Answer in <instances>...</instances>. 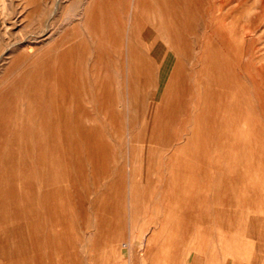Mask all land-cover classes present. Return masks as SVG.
I'll return each instance as SVG.
<instances>
[{
    "label": "rangeland",
    "instance_id": "374dc122",
    "mask_svg": "<svg viewBox=\"0 0 264 264\" xmlns=\"http://www.w3.org/2000/svg\"><path fill=\"white\" fill-rule=\"evenodd\" d=\"M0 264H264V0H0Z\"/></svg>",
    "mask_w": 264,
    "mask_h": 264
},
{
    "label": "bare ground",
    "instance_id": "6f19581e",
    "mask_svg": "<svg viewBox=\"0 0 264 264\" xmlns=\"http://www.w3.org/2000/svg\"><path fill=\"white\" fill-rule=\"evenodd\" d=\"M180 23V22H179ZM191 26V25H190ZM220 215H222V214H220ZM118 216V215H117ZM222 219V218H221ZM245 224V223H244ZM227 225V224H226ZM226 228H227V226H226ZM224 248V247H223ZM225 249V248H224ZM229 250V249H228ZM225 251V250H224ZM226 253V252H225ZM202 254V253H201ZM226 254H228V253H226ZM200 255V254H199ZM227 256V255H226ZM199 258H201V257H199ZM230 258V257H229Z\"/></svg>",
    "mask_w": 264,
    "mask_h": 264
}]
</instances>
